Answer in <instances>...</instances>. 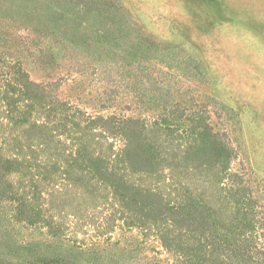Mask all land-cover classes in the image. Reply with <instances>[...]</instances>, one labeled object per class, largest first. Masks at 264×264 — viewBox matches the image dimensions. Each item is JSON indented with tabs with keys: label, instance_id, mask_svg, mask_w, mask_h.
I'll return each mask as SVG.
<instances>
[{
	"label": "rangeland",
	"instance_id": "1",
	"mask_svg": "<svg viewBox=\"0 0 264 264\" xmlns=\"http://www.w3.org/2000/svg\"><path fill=\"white\" fill-rule=\"evenodd\" d=\"M0 59L92 117L203 120L264 190V0H0ZM108 211L68 240L0 222V264H186Z\"/></svg>",
	"mask_w": 264,
	"mask_h": 264
},
{
	"label": "trees",
	"instance_id": "2",
	"mask_svg": "<svg viewBox=\"0 0 264 264\" xmlns=\"http://www.w3.org/2000/svg\"><path fill=\"white\" fill-rule=\"evenodd\" d=\"M1 61L0 222L10 235L40 226L68 240L67 221L107 208V224L152 231L186 264H264V190L233 169L235 149L207 123L92 117L21 62Z\"/></svg>",
	"mask_w": 264,
	"mask_h": 264
}]
</instances>
